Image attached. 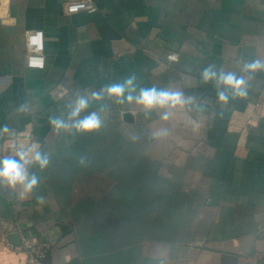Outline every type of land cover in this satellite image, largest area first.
Returning a JSON list of instances; mask_svg holds the SVG:
<instances>
[{"label":"crops","instance_id":"0c3cea01","mask_svg":"<svg viewBox=\"0 0 264 264\" xmlns=\"http://www.w3.org/2000/svg\"><path fill=\"white\" fill-rule=\"evenodd\" d=\"M69 1L0 0V145L50 157L29 166L32 193L0 185V264H21L13 234L49 242L48 264H264V69L241 71L264 64V0H92L68 14ZM26 29L43 31L41 68L25 65ZM209 67L243 76L246 95L220 101ZM129 76L191 103L162 120L105 96L80 117L97 112L98 131L50 125Z\"/></svg>","mask_w":264,"mask_h":264},{"label":"clouds","instance_id":"9594fccd","mask_svg":"<svg viewBox=\"0 0 264 264\" xmlns=\"http://www.w3.org/2000/svg\"><path fill=\"white\" fill-rule=\"evenodd\" d=\"M264 69V64L253 62L245 64L242 72L257 71ZM201 77L205 83L214 81L218 98L222 102L228 100V92L231 91L234 96L246 95V81L243 76H237L235 73H217L212 67L205 68ZM105 96L114 99L119 104L135 103L141 106L146 114L154 110H163L162 120H167L171 114L170 110L178 106L183 107L191 103L190 98H185L180 91H169L166 89L140 88L137 92L135 85V76L127 77L122 83H114L106 86L98 92H92L91 96H81L69 106L70 111L67 114V120L63 117L50 118V125L56 132L74 129L76 132L89 133L98 131L103 121L97 112H91L81 117V113L87 110L91 101H102ZM10 130L5 126L0 128V137L9 134ZM50 163V157L40 151L38 145L16 147L14 153L0 158V185H6L9 188L20 186L23 193L29 194L39 184V177L34 173H29V166L36 164L40 169H44ZM42 199V198H41Z\"/></svg>","mask_w":264,"mask_h":264},{"label":"built area","instance_id":"2783aa9c","mask_svg":"<svg viewBox=\"0 0 264 264\" xmlns=\"http://www.w3.org/2000/svg\"><path fill=\"white\" fill-rule=\"evenodd\" d=\"M95 4L92 0H73L64 3V13H74L79 11H92ZM7 19V14L1 17ZM25 38V65L31 68H41L44 63V42L43 31L40 29H26ZM170 59H176L171 54ZM17 138H4L0 145V157H6L14 153L18 147ZM16 248L23 254L21 264H48L46 258L50 252L51 244L47 241H39L32 237H22Z\"/></svg>","mask_w":264,"mask_h":264},{"label":"water","instance_id":"95a60500","mask_svg":"<svg viewBox=\"0 0 264 264\" xmlns=\"http://www.w3.org/2000/svg\"><path fill=\"white\" fill-rule=\"evenodd\" d=\"M129 116V114H125V117L127 118ZM12 236H14L15 237V240L13 241V243H15V244H19L20 243V239L19 238H17L18 236L17 235H12Z\"/></svg>","mask_w":264,"mask_h":264}]
</instances>
